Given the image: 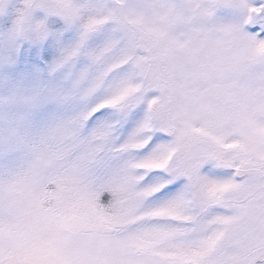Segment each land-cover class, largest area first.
<instances>
[{
    "label": "snow or ice",
    "instance_id": "6c2138e0",
    "mask_svg": "<svg viewBox=\"0 0 264 264\" xmlns=\"http://www.w3.org/2000/svg\"><path fill=\"white\" fill-rule=\"evenodd\" d=\"M0 264H264V0H0Z\"/></svg>",
    "mask_w": 264,
    "mask_h": 264
}]
</instances>
